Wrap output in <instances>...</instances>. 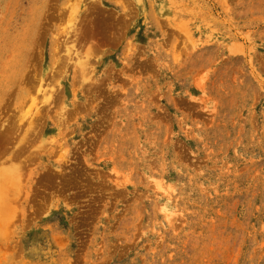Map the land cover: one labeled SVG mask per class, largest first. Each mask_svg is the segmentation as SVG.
<instances>
[{
	"label": "rangeland",
	"instance_id": "rangeland-1",
	"mask_svg": "<svg viewBox=\"0 0 264 264\" xmlns=\"http://www.w3.org/2000/svg\"><path fill=\"white\" fill-rule=\"evenodd\" d=\"M0 264H264V0H0Z\"/></svg>",
	"mask_w": 264,
	"mask_h": 264
},
{
	"label": "bare ground",
	"instance_id": "bare-ground-1",
	"mask_svg": "<svg viewBox=\"0 0 264 264\" xmlns=\"http://www.w3.org/2000/svg\"><path fill=\"white\" fill-rule=\"evenodd\" d=\"M14 162H16V161L14 160Z\"/></svg>",
	"mask_w": 264,
	"mask_h": 264
}]
</instances>
